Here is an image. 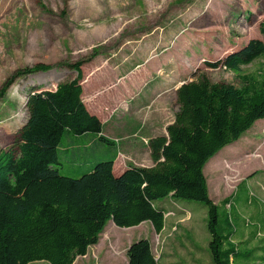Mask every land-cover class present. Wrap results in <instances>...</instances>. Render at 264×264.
Masks as SVG:
<instances>
[{
  "label": "trees",
  "instance_id": "obj_1",
  "mask_svg": "<svg viewBox=\"0 0 264 264\" xmlns=\"http://www.w3.org/2000/svg\"><path fill=\"white\" fill-rule=\"evenodd\" d=\"M260 32L262 39L253 38L223 58L204 61L210 68L238 74L241 86L213 81L206 74L184 83L178 90L179 110L168 126L169 136L150 141L155 165H130L120 175L113 172L115 158L96 163L78 177L64 175L56 167L62 163L59 147L64 135L102 132V121L84 103L81 83L82 67L100 53L97 49L68 63L77 75L60 82L55 90L31 87L28 117L19 136L11 145L0 147V264L38 260L74 264L99 243L110 221L125 228L150 221L160 233L165 212L155 203L168 196L208 207L214 264H234L239 256L252 258L254 249L242 253L234 243L222 247L232 235L218 231L219 208L210 197L204 167L264 119V72L241 73L243 66L264 58V18ZM53 67L41 62L15 75ZM10 83L0 90V96ZM261 249L264 252V246ZM127 255V264H159L148 238L132 242Z\"/></svg>",
  "mask_w": 264,
  "mask_h": 264
},
{
  "label": "rangeland",
  "instance_id": "obj_2",
  "mask_svg": "<svg viewBox=\"0 0 264 264\" xmlns=\"http://www.w3.org/2000/svg\"><path fill=\"white\" fill-rule=\"evenodd\" d=\"M263 18L264 0H0V90L11 82L5 95L0 96V147L11 145L27 120L29 89L33 86L55 89L60 82L75 78L76 72L67 64L89 56L94 48L106 60L110 58L109 53L122 45L134 46L143 33L161 31L166 26L170 27L172 33L182 27L191 33L207 32L212 40L218 42V46L228 43L231 48H237L253 38H263L260 32ZM210 22H213L212 26L200 28L201 24ZM198 40L195 44L199 43ZM195 51L197 55H188L200 56L201 49L197 45ZM220 51L218 47L217 52ZM116 54L111 57L112 63L129 55L118 51ZM41 62L54 67L27 76L15 75L19 70ZM263 72L264 58L243 66L241 71L242 74ZM201 74H206L213 81L241 86L238 74L224 68H210L204 62L194 67L190 77L195 79ZM252 129L249 137L242 139V146L221 150L220 155L229 153L237 157L234 160L237 169L224 168L220 175H225L231 184L222 181L214 185L213 176L219 171L212 167L214 157L204 167L210 196H223L216 199L219 208L218 231L230 233L236 239H240V232L235 230V225L255 231L259 219L256 209L260 206L264 212V119L258 120ZM70 139L83 143L86 136L67 133L61 144L68 145ZM254 150L259 154H254ZM125 156L131 158L130 161L126 159L130 165L140 167L146 164L129 154ZM75 166V161L68 159L63 160V166L56 167L64 175L78 177L82 172L76 173ZM233 173L239 174L237 179L242 177L241 180L245 181L240 184V180L233 179ZM239 184L236 198L238 218L235 215L232 220L224 209L225 194H230ZM248 199L253 200V204H249ZM176 201L181 207L193 211L195 229L185 234L177 232L179 239L184 241V249L181 246L180 250L184 259L188 260L185 264H214L210 243L204 242L211 238L208 235V207L197 201ZM155 204L158 208L171 205L166 198L157 200ZM170 213L173 214V211L168 215ZM112 226L117 225L110 221L99 244L90 247L87 255L78 257L74 264H127L129 246L141 238H148L156 256H160L167 232L157 234L150 221L126 229L117 226L118 233L110 236L108 231ZM174 238L175 235L169 238L171 245H174ZM190 244H194V247ZM239 246L241 251L245 249V244L240 243ZM175 249L178 250V247ZM253 253H257V250L254 249ZM247 258L239 256L234 264H259L257 259ZM29 264L50 263L38 260Z\"/></svg>",
  "mask_w": 264,
  "mask_h": 264
},
{
  "label": "crops",
  "instance_id": "obj_3",
  "mask_svg": "<svg viewBox=\"0 0 264 264\" xmlns=\"http://www.w3.org/2000/svg\"><path fill=\"white\" fill-rule=\"evenodd\" d=\"M210 25L212 26L213 22L201 24L200 28L204 29ZM188 31L187 28L182 27V29L172 33L170 27L166 26L161 31L145 32L136 40L134 46L122 45L115 52L109 53L110 58L106 60H103L100 53L83 65L82 98L90 113L102 121L103 129L100 134H82L86 136L83 143L70 139L68 145L61 144L59 147L61 166H63V160L70 159L75 161L74 171L79 173L93 169L95 164L100 161L115 158L113 172L115 175H120L130 166L124 157L128 154L144 161L146 163L143 165L144 167L155 165L150 141L158 136H169L168 126L175 121L176 113L179 110L178 90L184 83L193 80L190 75L194 67L200 66L205 60L215 61L223 58L249 42L237 48H231L232 46L228 43L218 46V42L212 40L207 32L191 33ZM197 38L199 43L195 44ZM196 45L201 49L200 56L188 55L190 53L197 55ZM218 47L221 48L219 53L217 52ZM229 48L231 49L228 52L219 56ZM117 51L120 54L129 55L123 60L118 59L112 63L111 57L116 56ZM252 130L250 128L239 140L225 147L242 146L241 144H244L242 139L249 137V134L253 132ZM101 136L112 140L113 143L103 141ZM253 152L259 154L258 151L254 150ZM220 153L221 151L214 158L212 157L213 161L211 162L213 168L219 169L213 176L215 186L218 185V182L220 184L222 181L225 183L228 181L225 175L220 176L224 168H228V170L237 169L234 163L237 157L229 153H222L221 155ZM231 175L234 176L233 179H237L239 174L233 173ZM241 179L242 177L237 179L240 180V184L245 181V179ZM227 183L231 184V181ZM240 184L230 194H225L227 197H225L224 209L230 214L232 220L235 215L238 218L236 198ZM220 195L214 198L210 197L218 204L217 200L223 197ZM166 199L171 205L168 208L163 207L165 212L163 230L157 233L152 226L157 234L167 232L161 254L156 257L159 264H185L188 263V260L184 259L183 251L180 250L184 241L179 239L177 232L185 234L187 231L190 232V230L195 229L192 222L193 211L181 207L176 198L172 196H168ZM247 202L253 204L251 199H248ZM170 211H173V214L168 215ZM256 213L259 219L258 223L255 224V231L239 228L235 225V230L240 232V239H236L232 235L231 242L227 244V247L234 243L241 251L239 244L243 243L245 249L241 251L242 253L260 247V249H256L257 253H253V258L262 264L264 256L261 249L264 246V212L259 206ZM118 229L117 226H112L111 232L108 231V234L114 236V232L118 233ZM208 233L211 236L209 229ZM174 235V245H171L169 238ZM211 238L205 239L204 242L210 243ZM190 246L193 248L194 244H190ZM177 247L178 250L175 249ZM182 249H184L183 246Z\"/></svg>",
  "mask_w": 264,
  "mask_h": 264
},
{
  "label": "built area",
  "instance_id": "obj_4",
  "mask_svg": "<svg viewBox=\"0 0 264 264\" xmlns=\"http://www.w3.org/2000/svg\"><path fill=\"white\" fill-rule=\"evenodd\" d=\"M125 157V159H127L128 161H130L131 160V158H129L128 156H124ZM171 214V213H170Z\"/></svg>",
  "mask_w": 264,
  "mask_h": 264
}]
</instances>
